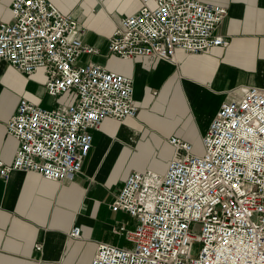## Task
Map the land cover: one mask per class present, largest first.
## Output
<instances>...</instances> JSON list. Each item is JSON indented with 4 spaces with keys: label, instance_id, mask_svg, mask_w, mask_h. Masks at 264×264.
Segmentation results:
<instances>
[{
    "label": "built area",
    "instance_id": "2783aa9c",
    "mask_svg": "<svg viewBox=\"0 0 264 264\" xmlns=\"http://www.w3.org/2000/svg\"><path fill=\"white\" fill-rule=\"evenodd\" d=\"M140 1L108 40V52L120 59L176 62L177 50L200 54L228 45L216 34L227 8L204 0ZM11 15L0 23V61L27 76L42 71L48 97L73 92L74 101L49 108L20 100L6 126L18 148L11 165L0 160V177L20 171L73 180L93 132L106 119L137 116L133 81L82 63L99 51L50 0H13ZM168 142L174 153L166 172H131L110 207L135 220L132 229H120L129 246L101 244L90 264H264V89L249 87L221 104L203 135V155L177 137ZM69 236L79 239L80 227Z\"/></svg>",
    "mask_w": 264,
    "mask_h": 264
},
{
    "label": "crops",
    "instance_id": "0c3cea01",
    "mask_svg": "<svg viewBox=\"0 0 264 264\" xmlns=\"http://www.w3.org/2000/svg\"><path fill=\"white\" fill-rule=\"evenodd\" d=\"M12 1L0 0V23L11 20ZM50 1L87 30L85 44L99 51L84 55L82 63L132 79L138 114L125 122L106 119L93 132L89 156L73 180L54 182L20 171L0 177V264H90L101 244L129 246L120 229H132L135 220L110 207L131 172L165 173L146 166L152 147L164 144L171 152L168 140L177 137L195 149L224 101L249 87L264 89V0H204L228 9L216 30L228 45L200 54L177 50L176 62L155 56L126 61L108 52L120 19L136 14L140 0ZM41 78V72L27 76L0 61V160L8 165L18 142L6 126L20 100L52 107L44 82L42 98L33 91ZM211 98L218 105L205 114ZM74 226L81 229L79 239L69 236Z\"/></svg>",
    "mask_w": 264,
    "mask_h": 264
},
{
    "label": "rangeland",
    "instance_id": "374dc122",
    "mask_svg": "<svg viewBox=\"0 0 264 264\" xmlns=\"http://www.w3.org/2000/svg\"><path fill=\"white\" fill-rule=\"evenodd\" d=\"M42 73V71H40ZM45 83V78H41L39 80L34 81V88L33 91L37 94V98H42L44 96V91L40 88V84ZM48 101H51V106L56 107L58 105L62 104H71L74 101V94L73 92H69L63 96H60L56 99H52L50 97H47ZM218 101L215 98H211L202 108L203 112L205 114L207 112H213L214 109L217 107ZM48 106V105H47ZM49 107V108H52ZM173 149V148H172ZM170 152V149L168 146L162 144L156 148L152 147L151 155L148 159H145L146 166H150L151 170H167L170 160L172 159L174 149ZM194 153L197 155H203L204 154V146L203 142H199L198 146L196 145L194 149ZM157 172V171H154ZM166 172V171H165ZM198 247H195L193 249L194 253L197 251Z\"/></svg>",
    "mask_w": 264,
    "mask_h": 264
}]
</instances>
